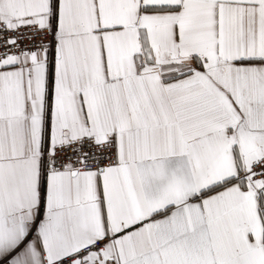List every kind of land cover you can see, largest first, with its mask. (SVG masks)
Masks as SVG:
<instances>
[{"label": "snow or ice", "instance_id": "6c2138e0", "mask_svg": "<svg viewBox=\"0 0 264 264\" xmlns=\"http://www.w3.org/2000/svg\"><path fill=\"white\" fill-rule=\"evenodd\" d=\"M0 264H264V0H0Z\"/></svg>", "mask_w": 264, "mask_h": 264}]
</instances>
